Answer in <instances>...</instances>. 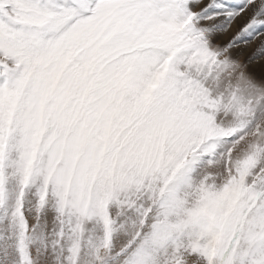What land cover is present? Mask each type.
Returning <instances> with one entry per match:
<instances>
[{"label": "snow or ice", "instance_id": "1", "mask_svg": "<svg viewBox=\"0 0 264 264\" xmlns=\"http://www.w3.org/2000/svg\"><path fill=\"white\" fill-rule=\"evenodd\" d=\"M253 63L264 0H0V264H264Z\"/></svg>", "mask_w": 264, "mask_h": 264}, {"label": "bare ground", "instance_id": "2", "mask_svg": "<svg viewBox=\"0 0 264 264\" xmlns=\"http://www.w3.org/2000/svg\"><path fill=\"white\" fill-rule=\"evenodd\" d=\"M251 49H249L243 56L247 57L251 55ZM251 69L252 72H254L255 70L259 71V75L264 74V66L261 65V63H253L250 65L249 67Z\"/></svg>", "mask_w": 264, "mask_h": 264}, {"label": "rangeland", "instance_id": "3", "mask_svg": "<svg viewBox=\"0 0 264 264\" xmlns=\"http://www.w3.org/2000/svg\"><path fill=\"white\" fill-rule=\"evenodd\" d=\"M239 58H240L241 60H247L248 56L245 57V56L242 55V56H240ZM249 67H250V66H249ZM249 71L252 72L250 68H249ZM258 72H259V71L255 70V71L252 72V73H253L254 75H256L257 77H259L260 75H259Z\"/></svg>", "mask_w": 264, "mask_h": 264}]
</instances>
